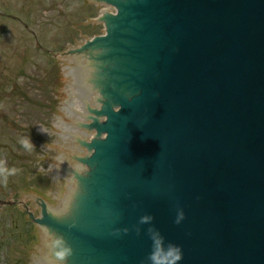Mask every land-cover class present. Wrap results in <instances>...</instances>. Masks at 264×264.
Segmentation results:
<instances>
[{
    "label": "water",
    "instance_id": "obj_1",
    "mask_svg": "<svg viewBox=\"0 0 264 264\" xmlns=\"http://www.w3.org/2000/svg\"><path fill=\"white\" fill-rule=\"evenodd\" d=\"M85 4L101 40L50 54L61 100L37 169L53 208L22 191L13 207L68 221H39L64 230L65 264H148L150 230L179 264H264V0ZM34 226L28 264H50Z\"/></svg>",
    "mask_w": 264,
    "mask_h": 264
},
{
    "label": "rangeland",
    "instance_id": "obj_2",
    "mask_svg": "<svg viewBox=\"0 0 264 264\" xmlns=\"http://www.w3.org/2000/svg\"><path fill=\"white\" fill-rule=\"evenodd\" d=\"M96 4L85 0H0V168L19 171L7 180L0 175V199L16 200L18 191L38 196L53 208V190L37 168L50 163L53 135L31 130H53L59 58L51 53L73 48V39L98 37L101 24H81L93 18ZM49 120V121H48ZM31 137L35 149L25 150L19 140ZM37 233L24 221V209L0 207V264H28Z\"/></svg>",
    "mask_w": 264,
    "mask_h": 264
},
{
    "label": "clouds",
    "instance_id": "obj_3",
    "mask_svg": "<svg viewBox=\"0 0 264 264\" xmlns=\"http://www.w3.org/2000/svg\"><path fill=\"white\" fill-rule=\"evenodd\" d=\"M42 132L47 133V130L42 127ZM21 146L27 150L32 151L35 149L31 137H24L19 140ZM59 159V157H58ZM19 170L15 167L9 169L7 167L0 168V175L5 180L9 176L15 175ZM184 213L180 212L176 221L179 224L184 219ZM151 217H141V223H149ZM152 248L147 257L148 264H179L183 259L182 249L172 243L165 244L163 237L159 232L150 230ZM44 249L46 250L45 259H50V264H65L67 258L72 255V248L64 241L63 237L52 236L44 241Z\"/></svg>",
    "mask_w": 264,
    "mask_h": 264
}]
</instances>
